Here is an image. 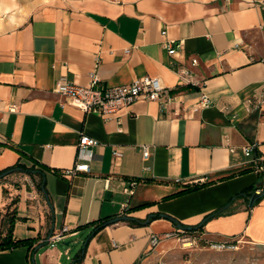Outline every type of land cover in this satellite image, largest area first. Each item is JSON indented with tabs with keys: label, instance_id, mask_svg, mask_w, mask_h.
<instances>
[{
	"label": "crops",
	"instance_id": "1",
	"mask_svg": "<svg viewBox=\"0 0 264 264\" xmlns=\"http://www.w3.org/2000/svg\"><path fill=\"white\" fill-rule=\"evenodd\" d=\"M258 1L0 0V170L21 161L45 172L43 189L38 173L0 181V214L17 197L14 239L32 240L0 250V264H66L65 255L72 263L82 249L80 264H138L152 234L218 211L203 234L264 245V197L252 208L236 197L264 186L242 151L256 143L264 159ZM93 71L107 86L157 76L177 100L166 110L139 101L108 119L55 91L59 80L89 84ZM203 92L212 104L193 111ZM82 132L99 140L91 169L67 175ZM104 220L115 221L96 229ZM64 226L62 240L49 241Z\"/></svg>",
	"mask_w": 264,
	"mask_h": 264
},
{
	"label": "built area",
	"instance_id": "2",
	"mask_svg": "<svg viewBox=\"0 0 264 264\" xmlns=\"http://www.w3.org/2000/svg\"><path fill=\"white\" fill-rule=\"evenodd\" d=\"M258 3L264 6V0H259ZM162 34H166V30L162 31ZM165 46L168 48V52L173 54L176 49L174 47L173 40H167ZM129 50H126L128 53ZM193 64L197 63L194 59ZM186 74V71L182 72ZM55 91L68 100L71 104L81 108L86 112H97L105 118H113L118 115L123 109L129 108L139 101H157L160 110H166L170 105L176 102V94L166 86H164L157 76L144 75L135 78L129 83L116 84V85H103L100 83V78L97 73L93 71L90 74L89 84H79L68 80H59L56 84ZM212 100L210 97L203 92L197 99V101L190 106L193 111L200 108L210 106ZM11 111L17 109L16 105L9 107ZM99 144V140L89 136L88 134L81 133L78 150L76 154V160L71 168L64 171L67 175H73L78 171H90V162L94 158L93 147ZM256 143H250L242 147V151L248 157L250 161L254 163L255 169L258 172L264 173V159H261L255 154ZM232 151L235 148H231ZM144 158L150 157V150L147 146L142 148ZM113 155L116 159L122 156V150L120 148L113 149ZM136 181L132 182V188L128 189L129 193H133V186ZM264 186L259 188L256 193L259 194L263 191ZM68 227L64 226L59 232L52 234L49 237V241L52 243L61 241L64 237V233L68 231ZM186 230L178 227L167 235L175 234L177 232H185ZM238 239V238H236ZM152 245H156L160 241L158 234H152L150 237ZM226 241H217L212 245L214 247H226L232 246V244H226ZM114 244H116L114 242Z\"/></svg>",
	"mask_w": 264,
	"mask_h": 264
},
{
	"label": "rangeland",
	"instance_id": "3",
	"mask_svg": "<svg viewBox=\"0 0 264 264\" xmlns=\"http://www.w3.org/2000/svg\"><path fill=\"white\" fill-rule=\"evenodd\" d=\"M185 232L167 235L166 232L156 245L148 251L138 264H264V245L251 242L243 237L225 238L208 236L201 231L184 228ZM238 238V239H236ZM217 241H226V247H214ZM64 248L63 241L60 243ZM73 254L79 247L73 244ZM72 259L64 256V262L70 264Z\"/></svg>",
	"mask_w": 264,
	"mask_h": 264
},
{
	"label": "trees",
	"instance_id": "4",
	"mask_svg": "<svg viewBox=\"0 0 264 264\" xmlns=\"http://www.w3.org/2000/svg\"><path fill=\"white\" fill-rule=\"evenodd\" d=\"M14 171H24L30 174L38 173L42 178L40 182L38 183V186L40 189H43L44 187V181L43 178L45 176V172L41 169L36 167L35 165L28 166L25 163L18 161L16 164L12 166H8L2 170H0V181L9 173ZM242 195L249 207H254L257 205L261 199L264 197V193L257 194L255 189L253 187H248L245 190H243L240 194H238L236 197ZM17 201L18 198H13L5 207V210L0 214V250H6V249H14L19 246L28 245L31 246L32 240L29 239H14V225L15 222L20 218L17 212ZM221 212H214L205 217L202 223L196 225L192 231H203V225L205 222L216 215H219ZM160 214H154L152 217H159ZM122 220H127L132 224H140L142 223L140 220L132 219L128 216L124 217L122 216ZM110 221L115 220H104L97 224L96 229H100L104 227L105 225L109 224ZM84 254L83 249L79 251L75 257L74 261L71 264H80L83 260Z\"/></svg>",
	"mask_w": 264,
	"mask_h": 264
},
{
	"label": "water",
	"instance_id": "5",
	"mask_svg": "<svg viewBox=\"0 0 264 264\" xmlns=\"http://www.w3.org/2000/svg\"><path fill=\"white\" fill-rule=\"evenodd\" d=\"M262 193H264V188H263V191L261 192V193H259V194H262ZM124 217H126V216H124ZM118 219V218H117ZM178 227H182V225L180 224V223H178V225H177ZM184 228H187V229H189V230H191V229H193L195 226H183ZM67 245L69 244V242H65Z\"/></svg>",
	"mask_w": 264,
	"mask_h": 264
}]
</instances>
